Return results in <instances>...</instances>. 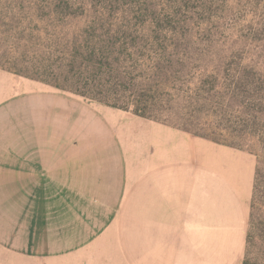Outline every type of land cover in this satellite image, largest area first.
Here are the masks:
<instances>
[{
  "label": "crops",
  "instance_id": "1",
  "mask_svg": "<svg viewBox=\"0 0 264 264\" xmlns=\"http://www.w3.org/2000/svg\"><path fill=\"white\" fill-rule=\"evenodd\" d=\"M257 168L0 69V264H242Z\"/></svg>",
  "mask_w": 264,
  "mask_h": 264
},
{
  "label": "trees",
  "instance_id": "2",
  "mask_svg": "<svg viewBox=\"0 0 264 264\" xmlns=\"http://www.w3.org/2000/svg\"><path fill=\"white\" fill-rule=\"evenodd\" d=\"M209 1L0 0V6L9 3L25 10L8 17L3 16L0 8V32H14L20 40H26L23 35L29 30L33 38L30 42L35 41L43 50L60 55L71 71L123 76L129 83L126 91L120 92L94 79L76 77L70 81L72 89H68L61 81L63 76L49 80L43 77L40 67L31 65L22 71L18 61H4L5 56L0 57V69L104 106L123 111L132 107L141 118L190 132L161 120L158 111L176 105L187 111L182 116L190 121L201 122L204 116L211 123L210 136L190 133L236 147L218 138L244 136L243 130L231 131L221 123L226 116L233 121L226 123L240 126L234 121L240 118V112L256 111L264 102V60L248 57L245 48L236 49V42L231 43L215 32ZM34 18L40 20V25L33 24ZM38 32L39 37H33ZM30 70L32 75L28 73ZM126 97L130 107L120 104ZM250 153L256 156L258 168L247 250L252 243L250 228L258 221V212L264 209V153ZM262 227L264 224L259 223L258 228ZM242 264L257 262L246 253Z\"/></svg>",
  "mask_w": 264,
  "mask_h": 264
},
{
  "label": "rangeland",
  "instance_id": "3",
  "mask_svg": "<svg viewBox=\"0 0 264 264\" xmlns=\"http://www.w3.org/2000/svg\"><path fill=\"white\" fill-rule=\"evenodd\" d=\"M208 4L210 8H212L210 14L214 17L212 24L215 27V32H218L219 36L227 37L228 41L231 43L236 42V49L245 48V53H247L248 57L264 60V0H210ZM0 8L3 11V16L8 17V14L15 13L17 15L25 11L20 9V7H15L14 4L9 5V3L0 6ZM33 20L35 21L33 24L39 23L40 25V20L36 18ZM26 25L27 23L24 26ZM35 36L39 37V32L33 35V37ZM23 37L26 40H20L14 32H0V57L5 56L6 60L4 61H18L20 70L27 71V66L31 65L36 68L40 67L43 71V77L49 80H54V76H63L61 81L66 88L69 87L68 89H72L70 81L77 77L81 80H87L88 78L94 79L97 83H102V85H107L120 92L126 91L125 89L129 81L125 82L123 76H102L96 73L85 75L84 73L81 74L82 71L73 72L67 67V63L63 62L60 55L43 50L38 47V43L35 44V41L33 43L30 42L29 40L32 38V34H30L29 30H26ZM208 50L214 52L213 49L209 48ZM28 73L31 74V70ZM109 83H115L119 85V87L115 88ZM49 87L54 88L52 86ZM66 93L82 98L89 103L101 104L100 102L84 98L73 92L67 91ZM262 96H264V92H262ZM128 99L127 97L122 98L120 104H127L130 107V101ZM258 101L257 99L255 102ZM129 110L133 111L134 109L131 107ZM158 112H160L159 114L162 121L171 123L173 126L187 128L192 133L207 136L212 135V130L208 128L211 123L206 121L204 116L201 118V122L190 121L182 116L184 113H187V111L179 109L176 105L173 106V109L163 107ZM196 113H198L199 117L202 116L201 112ZM226 115L230 116L229 113ZM239 115L240 118L234 121L239 122L237 124H241L240 126L233 123H226L225 121L233 122L226 116L225 121H222L221 125L225 128H231V131H237L236 128H238V131L243 130L244 136L235 135L237 137L229 139L223 136L221 138L219 137L218 140L225 141V143L243 148L249 152L264 153V102L261 103L259 108H256V111L245 112V114L240 112ZM239 115L234 114L233 116L237 117ZM262 188L264 194V181ZM259 223L264 224V209L258 212V221L256 220L254 226L250 228L252 243L248 245L247 254L250 260L256 261L257 264H264V227L258 228Z\"/></svg>",
  "mask_w": 264,
  "mask_h": 264
}]
</instances>
